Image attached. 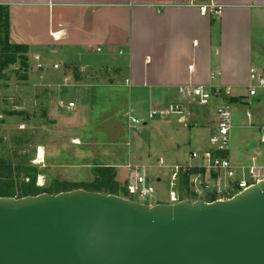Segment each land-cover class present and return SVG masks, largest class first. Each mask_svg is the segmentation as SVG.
I'll return each instance as SVG.
<instances>
[{
  "label": "crops",
  "instance_id": "0c3cea01",
  "mask_svg": "<svg viewBox=\"0 0 264 264\" xmlns=\"http://www.w3.org/2000/svg\"><path fill=\"white\" fill-rule=\"evenodd\" d=\"M0 6L9 11L11 41L28 46L29 62L35 55L27 80L9 84L24 99L32 88L36 101L45 105L35 126L43 137L38 146L45 148L44 167L91 168V180L94 168L113 167L125 185L130 171L124 170L140 163L135 159L149 169L159 166L161 157L167 160L160 154L154 164L151 147L132 145L130 114L149 117L175 104L184 107V117L175 115V122L208 126L212 133L218 106L248 107L246 120L233 119L231 130L252 126L261 133L264 87H256L250 75L254 68L264 77V0H0ZM36 56L44 59V67L37 68ZM198 85L212 94L209 102H186L180 88ZM213 99L215 105L207 106ZM143 123L148 125L146 119ZM87 146L89 160L79 161V147ZM66 149L70 154L62 161ZM253 152L249 161L264 150ZM214 177L205 171L201 181L216 186ZM156 179L162 182L160 174ZM162 202L167 201L150 204Z\"/></svg>",
  "mask_w": 264,
  "mask_h": 264
},
{
  "label": "water",
  "instance_id": "95a60500",
  "mask_svg": "<svg viewBox=\"0 0 264 264\" xmlns=\"http://www.w3.org/2000/svg\"><path fill=\"white\" fill-rule=\"evenodd\" d=\"M0 264H264V178L213 201L0 196Z\"/></svg>",
  "mask_w": 264,
  "mask_h": 264
},
{
  "label": "rangeland",
  "instance_id": "374dc122",
  "mask_svg": "<svg viewBox=\"0 0 264 264\" xmlns=\"http://www.w3.org/2000/svg\"><path fill=\"white\" fill-rule=\"evenodd\" d=\"M34 56L35 55L33 54L30 55V63L32 66L35 65ZM43 61L41 62L45 65ZM20 67L21 62L18 60L16 63L10 64L5 69L0 70V157L14 164L29 162L32 165H37L40 170V173L37 176V185H39L40 178L43 177L44 184L41 186L52 188L54 190H58L60 187L59 185H61L60 182H63L64 184L66 181H90L91 168L77 167L73 169L72 167L67 166L65 168L49 169L44 167L42 163H35L38 144H40V140L43 138L40 134L38 135L35 132V126L41 124L39 118L43 115L45 105L36 101V95L34 91L31 90L32 88L26 90L27 99H24L19 97V89L12 83L9 84V82L18 81V78L24 73V70L22 69L20 70L21 72L18 71ZM32 82L33 81H30L26 85L28 86L32 84ZM190 99L191 98L187 97L185 101H192ZM252 100V102H254L252 104H255L254 98ZM215 102L216 100L213 99L207 106H212V103L215 105ZM247 108L248 107L235 109L232 105L231 110L235 123L244 122V120H246L245 110ZM177 116L179 117V115ZM143 117L148 121V125L145 126L142 122L137 125V129H133L131 136L132 145H141L143 148L151 147L153 151L151 161L153 163L160 154H162L167 160L163 166L159 165L153 169L148 168L146 171L148 177H153L152 183L154 184L155 191L151 195L141 198L138 194H130L127 189L128 183H132L133 180V176L130 174L125 175L129 179L128 183L125 185L120 183V194H122V196L124 195V197L126 196L127 198L146 203H153L157 198L162 201L171 202L170 191L172 189H178V186L174 188L171 185L172 171L168 165L177 162L182 165L197 163L199 159L191 158L190 153L193 150H198V152L203 153L211 147L209 141L212 133L211 127H197L194 125L187 127L184 124L175 122L174 119H176V116L172 114H170L167 119H163L160 115L155 119H150L148 115H144ZM46 122L50 123V119L46 120ZM158 122L160 123V126L156 128L154 124ZM168 128L177 135L176 139H171L173 133L168 131ZM230 134L231 142L229 145V157L234 163L239 165L250 164L251 161L248 159L250 158L249 155L253 151L257 152L260 151V149L264 150V144L260 142V130L255 127L252 128V126H247L240 129H234L231 130ZM192 135H195V137L193 138ZM172 147L174 148L172 149ZM79 148H81L80 152L77 151L79 154L77 157H80L79 161L85 162L86 160H89L92 149L89 146ZM103 148V146L99 148L98 152L100 155L103 153ZM61 150H63V148ZM60 152L62 154V151ZM66 153L67 149L62 154L64 157H61L60 155L62 161H65V159L68 158V155L70 154L69 150L67 156ZM263 158L264 155L260 157V160L263 161ZM135 161L143 163L138 159H135ZM154 164H156V162ZM126 170L129 169H125L124 171ZM71 171H74L76 174ZM157 174L161 175L162 182H159L156 179ZM208 174L214 177V173L209 172ZM239 178H241V170L238 171V175L235 177L236 180ZM220 179L218 185L213 186L210 184L209 188H205L204 184H200V180H203L202 178L193 181L191 183L192 191L195 192L198 187L202 189L201 194L196 193V199L207 200L210 199L212 194L223 196V198L232 196L234 192L228 193L230 192V187L228 186L231 185L232 179L226 178L223 174ZM217 187H220L221 192H218ZM189 198L195 200V198Z\"/></svg>",
  "mask_w": 264,
  "mask_h": 264
},
{
  "label": "built area",
  "instance_id": "2783aa9c",
  "mask_svg": "<svg viewBox=\"0 0 264 264\" xmlns=\"http://www.w3.org/2000/svg\"><path fill=\"white\" fill-rule=\"evenodd\" d=\"M220 13V10L216 11ZM100 50V49H99ZM36 60L38 61L36 66L37 68L44 67V64L40 62V57L36 56ZM55 67H58L59 64H55ZM250 78L252 81H256V87H264V77L260 76L257 71L252 68ZM67 78L66 80H68ZM256 89L251 88L250 93L252 95L256 94ZM229 92V91H228ZM180 93L184 98H191L192 101H197L201 104H206L209 102L212 94L205 89L204 86H192V87H183L180 88ZM63 104V102H62ZM75 105V101H70L68 103V107H73ZM170 114L181 115L184 117V107L183 105L175 104L171 105L169 109L161 110V111H151L149 117H154L160 115L162 117H168ZM218 122L217 127L214 132L210 135V145L211 147L200 153L198 151H194L191 153L192 158H199L201 163L198 165L187 164L182 165L180 163H176L171 166L172 171V187H177L179 184V177L182 172L191 171L193 168L205 169L207 173H214V178L221 180L222 174L229 179H232L230 187V192H234L233 195L239 193L240 191L252 186L256 182L262 180L264 178V164L259 162L260 157L264 155L263 152L255 153L251 156V163L248 166H239L235 164L232 159L227 155H221V153H227L230 148L231 142V129H232V120L233 114L231 110V105L228 103L222 104L217 108ZM250 115V114H249ZM180 117V120L182 121ZM130 127L132 129H136L137 125L144 122V118L137 117L133 114H130ZM260 142L264 144V126L261 127V135ZM165 164V160L163 157L160 158L159 165L163 166ZM127 168L130 171V175L133 176L132 183H128L127 189L130 194H138L139 197L144 198L151 195L155 191L154 185L149 180L151 177H148L146 171L148 167L144 164L140 163H129ZM241 170V178L238 180L235 179L238 175V171ZM191 176V183L198 179H201L202 173H193ZM200 184H204L200 180ZM41 186V185H40ZM209 184H204L205 188H209ZM179 189V187H178ZM178 189H172L170 191L171 202L179 201L183 196L181 192H178ZM218 192H221L220 187H217ZM195 193L201 194L202 189L198 187L195 190ZM220 195V194H219ZM232 195V196H233ZM220 198H223L221 196ZM218 198V199H220ZM134 200V199H133Z\"/></svg>",
  "mask_w": 264,
  "mask_h": 264
},
{
  "label": "trees",
  "instance_id": "16d2710c",
  "mask_svg": "<svg viewBox=\"0 0 264 264\" xmlns=\"http://www.w3.org/2000/svg\"><path fill=\"white\" fill-rule=\"evenodd\" d=\"M10 28L9 11L6 7L0 6V70L20 60L21 67L18 71L22 69L24 73L18 79L27 80V71L30 69L29 48L27 45L11 41ZM222 155L226 154L223 153ZM198 172L205 173V169L193 168L191 171H185L180 174L178 187L182 196L196 199L197 194L191 190L190 175ZM39 173L40 170L37 165H32L29 162L14 164L0 157V196L22 197L36 195L42 192L58 193L75 188H85L91 191L122 195L120 194V182L116 178V172L113 167L94 168V177L90 181H66L64 184L59 181L61 185H59L58 190L37 185V176ZM215 199H218V195L212 194L207 201H213Z\"/></svg>",
  "mask_w": 264,
  "mask_h": 264
},
{
  "label": "bare ground",
  "instance_id": "6f19581e",
  "mask_svg": "<svg viewBox=\"0 0 264 264\" xmlns=\"http://www.w3.org/2000/svg\"><path fill=\"white\" fill-rule=\"evenodd\" d=\"M45 148L43 145H39L38 146V150H37V156H36V160L35 163H43L45 160ZM44 184V180L43 177L40 178V182L39 185H43Z\"/></svg>",
  "mask_w": 264,
  "mask_h": 264
}]
</instances>
